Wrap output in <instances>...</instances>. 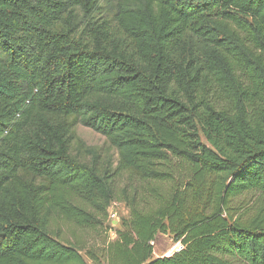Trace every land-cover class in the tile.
I'll return each mask as SVG.
<instances>
[{
    "label": "trees",
    "instance_id": "1",
    "mask_svg": "<svg viewBox=\"0 0 264 264\" xmlns=\"http://www.w3.org/2000/svg\"><path fill=\"white\" fill-rule=\"evenodd\" d=\"M78 124L113 170L73 157ZM113 200L107 264H264V0H0V264H88L50 221Z\"/></svg>",
    "mask_w": 264,
    "mask_h": 264
},
{
    "label": "rangeland",
    "instance_id": "2",
    "mask_svg": "<svg viewBox=\"0 0 264 264\" xmlns=\"http://www.w3.org/2000/svg\"><path fill=\"white\" fill-rule=\"evenodd\" d=\"M203 0H187V3L196 5ZM248 20V19H247ZM223 36L222 33H219ZM243 42L253 49L254 56L263 52L254 47L245 35L237 33ZM226 91V90H225ZM230 101L226 95L219 100V106H228ZM71 153L74 158L83 165L96 167L99 170H113L119 163L120 152L108 137L97 132L91 127L78 124L72 138ZM261 197L257 193L244 194L235 201H244L253 209L259 204ZM104 202L98 210L91 209V215L96 218L85 225L75 221L56 218L50 221L49 233L52 237L64 244H68L79 250L88 264H107L104 245L115 238L118 230L123 229V223L129 218V207L124 201L113 200L108 204L107 210L103 209ZM115 212L116 218L110 214ZM181 243L175 242L169 234H159L154 241V250L157 256H169L179 249Z\"/></svg>",
    "mask_w": 264,
    "mask_h": 264
},
{
    "label": "built area",
    "instance_id": "3",
    "mask_svg": "<svg viewBox=\"0 0 264 264\" xmlns=\"http://www.w3.org/2000/svg\"><path fill=\"white\" fill-rule=\"evenodd\" d=\"M110 216H111V218H116L117 217V214L115 213V212H112L111 214H110ZM182 246H179V249L181 248Z\"/></svg>",
    "mask_w": 264,
    "mask_h": 264
}]
</instances>
